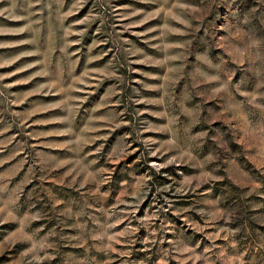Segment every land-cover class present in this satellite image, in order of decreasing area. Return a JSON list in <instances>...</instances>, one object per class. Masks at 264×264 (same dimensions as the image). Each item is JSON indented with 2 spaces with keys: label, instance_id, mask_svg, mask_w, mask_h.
<instances>
[{
  "label": "rangeland",
  "instance_id": "rangeland-1",
  "mask_svg": "<svg viewBox=\"0 0 264 264\" xmlns=\"http://www.w3.org/2000/svg\"><path fill=\"white\" fill-rule=\"evenodd\" d=\"M0 264H264V0H0Z\"/></svg>",
  "mask_w": 264,
  "mask_h": 264
}]
</instances>
